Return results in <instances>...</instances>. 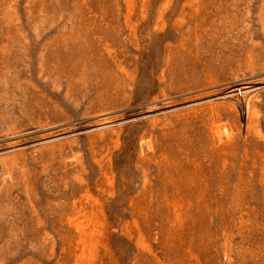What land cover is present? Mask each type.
<instances>
[{
  "label": "rangeland",
  "instance_id": "1",
  "mask_svg": "<svg viewBox=\"0 0 264 264\" xmlns=\"http://www.w3.org/2000/svg\"><path fill=\"white\" fill-rule=\"evenodd\" d=\"M0 264H264V0H0Z\"/></svg>",
  "mask_w": 264,
  "mask_h": 264
}]
</instances>
